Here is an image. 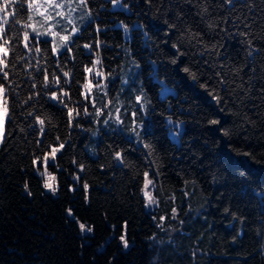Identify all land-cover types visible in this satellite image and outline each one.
Returning <instances> with one entry per match:
<instances>
[{
	"label": "trees",
	"instance_id": "1",
	"mask_svg": "<svg viewBox=\"0 0 264 264\" xmlns=\"http://www.w3.org/2000/svg\"><path fill=\"white\" fill-rule=\"evenodd\" d=\"M123 3L127 11L110 0H89L91 23L78 22L72 52L59 57L71 72L64 90L79 102L80 84L91 79L83 69L99 56L104 76L98 79L106 87L93 91L95 107L103 108L98 117L89 104L91 115L81 114L69 126L66 109L49 99L56 87L45 92L43 73L24 66L46 62L63 85L50 43L41 37L47 54L16 62L26 50L13 40L9 60L16 67L9 78L19 95L11 94V134L0 145V264H264V0ZM26 15L22 8L20 16ZM96 40L101 46L89 55L83 45ZM185 67L200 77L197 84ZM204 83L222 97L219 104L200 88ZM32 110L46 119L43 136L34 117H26ZM169 117L183 122L178 136ZM141 120L138 140L129 129ZM57 135L66 146L48 165L56 176L53 192L44 188L33 160ZM121 150L122 162L114 156ZM146 170L156 204H146L141 191ZM81 224L92 231H82Z\"/></svg>",
	"mask_w": 264,
	"mask_h": 264
},
{
	"label": "snow or ice",
	"instance_id": "2",
	"mask_svg": "<svg viewBox=\"0 0 264 264\" xmlns=\"http://www.w3.org/2000/svg\"><path fill=\"white\" fill-rule=\"evenodd\" d=\"M225 2L229 5L234 4V0H225ZM110 3L113 8H121L125 11L128 10V6L123 3V0H110ZM22 8L27 12V15L24 17L20 16ZM203 12H207L206 7L203 9ZM92 19L93 15L92 9L89 7V0H0V145H2L5 142L6 137L11 134L8 132L6 127L7 124L14 118L12 113L14 105L11 104V94L15 93L17 96L19 95V93L16 92V86L9 78V70L11 69L14 71L16 67V64L10 63L9 60L10 56L16 52V48L13 44L14 39H18L19 42L22 43L23 48L26 50L24 55L15 56L16 62H25V57L28 54L34 53L37 55H46L49 49H42L39 46L41 43V37L44 38L43 43H50L52 57L56 59L55 67L59 69L64 78L63 85L61 84V77L58 76L55 71L49 74L46 62L44 66H41L39 60L35 65L25 62L24 66L25 68H34L35 71L43 73V80L40 81V83L42 84L45 92H47L51 86L56 87L57 90L48 93V96L50 100L55 101L66 109L69 126H71L73 121L81 114L84 116L91 115L88 111L89 104H91L94 108L97 117L102 114L103 108L95 107L96 101L93 96L94 89L101 90L106 87V85H102L100 79H98V77L104 76V74L99 71V65L101 64L99 56L97 55V58L91 62V67L85 65L83 69L85 73L91 75V79L86 76L85 82L80 84V87L82 88L80 95L83 99L79 102H73L70 93L64 90V85L70 86L71 84V72L70 70L65 71L59 60L61 55H68L72 52V46L75 44V38L79 36L81 31L78 26V22L79 24H84L85 21L91 23ZM16 25H20L19 30L16 29ZM119 26L122 27L125 32L129 31V26L123 22H120ZM209 26L212 27V25ZM135 27L140 30L143 29L142 24H137ZM169 27L175 26L170 25ZM100 31L101 29L97 25L96 32L99 33ZM144 34L147 35L146 32ZM244 35H247V33H244ZM197 36H199V33L193 34L191 38L195 39ZM197 42L199 43L200 41L198 40ZM248 43L251 44V40H249ZM94 46L98 49L101 46L100 41L96 40L94 43H85L83 48L87 49L88 54L91 55ZM173 47L175 48L177 45L173 44ZM204 47L207 48V45ZM72 58L74 59V57ZM172 63L175 64L176 60L174 59ZM183 71L189 73L194 85L199 82L200 77L197 73L192 72L188 67H185ZM29 75L31 76V74ZM216 75L219 77L218 83L223 87L225 85L223 76H221L220 73H216ZM93 80H95V84H93ZM161 83L163 84V82ZM199 86L200 88L207 90L208 95L216 103L219 104L221 102L222 97L216 93L215 88L209 89L207 83L200 84ZM32 87L33 89L36 87L35 82H33ZM164 90L167 91V88L165 87ZM39 94L40 93L34 92L32 95ZM32 95L21 101V105L28 104V102L32 99ZM135 101L141 106V108L145 106L143 95L136 96ZM70 103H78L80 106L70 107ZM111 103L112 102L109 100L103 107L106 108L108 104ZM119 111L120 109L117 108L116 112L119 113ZM27 116L34 117L33 123L39 126V132L41 136H43L46 131V119L41 116H36L35 110L29 111L26 114V117ZM133 116H135V113H133ZM114 119L117 124L122 123L119 115H116ZM104 123L107 124L108 121L105 120ZM168 123L170 127L175 129L173 135L178 136L182 131L183 122H174L171 117H169ZM209 123L219 124L220 121L210 120ZM142 127V124H136V122L133 121V126L129 129V131L132 132L139 140L141 138V134L137 129ZM21 131H23V129H21ZM224 134H228L226 130H224ZM37 143L39 144L41 141H37ZM65 146L66 141H61L60 137L57 135L54 141L48 145L49 151H47L43 156L35 157L33 160L34 165L43 167V171H40V167L37 166L36 171L43 178L44 188L53 192L56 191V176L48 172V165L50 163L55 165L57 154L61 153ZM144 147L150 150L148 155L151 156V145L145 144ZM114 156L117 161H123L122 150L116 151ZM73 162L75 163V161ZM80 168L83 170V165H80ZM143 175L144 184L141 191L146 204H156L158 203V200L152 192V189L155 188V182L153 179L149 178V170H146ZM153 175H158V173L153 172ZM25 187L27 188V184ZM86 187L87 185H85V188ZM176 211L177 210L175 208L172 209L174 216ZM225 211H227V209H225ZM69 215H72L71 210H69ZM165 219L166 218L164 216H161V223H163ZM80 228L82 231H92L91 228H86L83 224L80 225ZM120 239L123 245L127 247L128 241L125 236L122 235Z\"/></svg>",
	"mask_w": 264,
	"mask_h": 264
},
{
	"label": "rangeland",
	"instance_id": "3",
	"mask_svg": "<svg viewBox=\"0 0 264 264\" xmlns=\"http://www.w3.org/2000/svg\"><path fill=\"white\" fill-rule=\"evenodd\" d=\"M139 124H142L143 127H142V128H138V131H140L141 129H144V127H145V121H144V120H141V121L139 122ZM131 134H133V133H131Z\"/></svg>",
	"mask_w": 264,
	"mask_h": 264
}]
</instances>
